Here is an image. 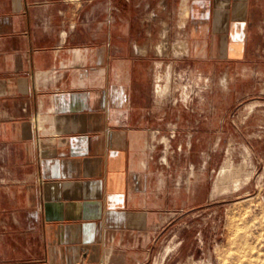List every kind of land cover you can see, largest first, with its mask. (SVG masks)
<instances>
[{"label": "crops", "instance_id": "obj_1", "mask_svg": "<svg viewBox=\"0 0 264 264\" xmlns=\"http://www.w3.org/2000/svg\"><path fill=\"white\" fill-rule=\"evenodd\" d=\"M168 11L210 73L262 46L264 0H0V264L148 263L164 208L151 50Z\"/></svg>", "mask_w": 264, "mask_h": 264}, {"label": "rangeland", "instance_id": "obj_2", "mask_svg": "<svg viewBox=\"0 0 264 264\" xmlns=\"http://www.w3.org/2000/svg\"><path fill=\"white\" fill-rule=\"evenodd\" d=\"M154 23L164 208L147 264H264V19L254 59L213 73L187 55L183 14Z\"/></svg>", "mask_w": 264, "mask_h": 264}]
</instances>
